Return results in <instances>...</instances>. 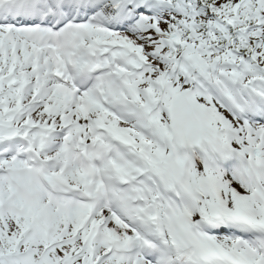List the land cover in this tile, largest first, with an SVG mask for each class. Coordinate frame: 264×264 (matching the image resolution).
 Returning a JSON list of instances; mask_svg holds the SVG:
<instances>
[{"label":"snow or ice","instance_id":"snow-or-ice-1","mask_svg":"<svg viewBox=\"0 0 264 264\" xmlns=\"http://www.w3.org/2000/svg\"><path fill=\"white\" fill-rule=\"evenodd\" d=\"M0 264H264V0H0Z\"/></svg>","mask_w":264,"mask_h":264}]
</instances>
